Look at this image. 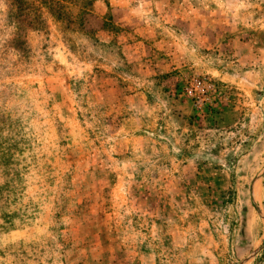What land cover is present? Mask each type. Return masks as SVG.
Wrapping results in <instances>:
<instances>
[{"label":"rangeland","instance_id":"rangeland-1","mask_svg":"<svg viewBox=\"0 0 264 264\" xmlns=\"http://www.w3.org/2000/svg\"><path fill=\"white\" fill-rule=\"evenodd\" d=\"M17 1L0 264H264V0Z\"/></svg>","mask_w":264,"mask_h":264},{"label":"trees","instance_id":"trees-1","mask_svg":"<svg viewBox=\"0 0 264 264\" xmlns=\"http://www.w3.org/2000/svg\"><path fill=\"white\" fill-rule=\"evenodd\" d=\"M61 0H45V2L43 1V3H38L40 6L41 5H45L47 8L51 9L54 5L60 3ZM18 3L17 6H21L22 4V1L21 0H18L17 1ZM39 2V1H38ZM31 5V4H30ZM40 8V7H39ZM22 6L19 7V10H22ZM32 9V5L29 7L28 11ZM11 13V12H10ZM13 15H11L12 17ZM21 15H18L17 17H20ZM14 19H15V16H14ZM16 22V21H15ZM18 23V22H17ZM15 29L17 30V35H18V31H20V27H15ZM14 41V40H13ZM16 42V41H15Z\"/></svg>","mask_w":264,"mask_h":264}]
</instances>
